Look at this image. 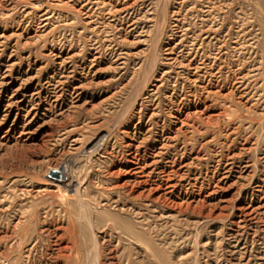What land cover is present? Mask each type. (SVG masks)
Returning <instances> with one entry per match:
<instances>
[{
  "label": "rangeland",
  "instance_id": "374dc122",
  "mask_svg": "<svg viewBox=\"0 0 264 264\" xmlns=\"http://www.w3.org/2000/svg\"><path fill=\"white\" fill-rule=\"evenodd\" d=\"M0 264H264V0H0Z\"/></svg>",
  "mask_w": 264,
  "mask_h": 264
},
{
  "label": "bare ground",
  "instance_id": "6f19581e",
  "mask_svg": "<svg viewBox=\"0 0 264 264\" xmlns=\"http://www.w3.org/2000/svg\"><path fill=\"white\" fill-rule=\"evenodd\" d=\"M136 160V159H135ZM135 171V170H134ZM140 171V170H139ZM134 174V173H133Z\"/></svg>",
  "mask_w": 264,
  "mask_h": 264
}]
</instances>
